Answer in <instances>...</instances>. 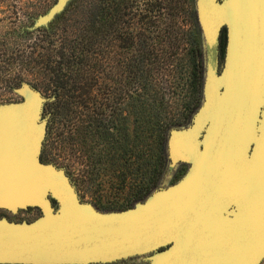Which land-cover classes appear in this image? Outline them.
<instances>
[{
	"label": "water",
	"instance_id": "water-1",
	"mask_svg": "<svg viewBox=\"0 0 264 264\" xmlns=\"http://www.w3.org/2000/svg\"><path fill=\"white\" fill-rule=\"evenodd\" d=\"M68 1L58 0L40 22L53 20ZM196 10L203 100L167 142L166 169L188 168L130 208L104 212L82 202L66 170L42 160L49 123L40 90L23 82L21 100L0 103V209L42 211L31 222L0 218V264L264 259V0H196ZM50 196L60 201L58 210Z\"/></svg>",
	"mask_w": 264,
	"mask_h": 264
},
{
	"label": "trees",
	"instance_id": "trees-1",
	"mask_svg": "<svg viewBox=\"0 0 264 264\" xmlns=\"http://www.w3.org/2000/svg\"><path fill=\"white\" fill-rule=\"evenodd\" d=\"M104 1H97L93 16L85 27L87 34L80 37L65 35L59 48L54 45L55 41L49 42L50 46L47 48L36 42L28 46L27 50L17 47L13 51L19 52L18 55L22 58L16 60L6 57L8 53L13 54L7 47L0 48V84L16 86L28 82L37 87L47 98L42 112L49 123L46 139L51 136L57 124L71 127L69 136L74 139L73 147L83 151L88 172L103 176L100 182H104L107 172H112V176L116 174L119 186L125 185L129 176L135 178L141 174L143 179L151 173L135 194L137 202L144 200L161 184L168 166L169 131L172 127L181 126L180 112H169V106L179 99L183 100L182 114L192 117L200 105L205 75L202 35L197 26L195 39L183 54V61L177 64L170 62V86L175 90H182L179 94L173 90L175 96H172L171 101L165 99L164 84L151 73L148 48L143 42L138 54L126 64L125 81L123 80V88L116 99L111 101L107 96L97 97L93 92L100 79V74L97 73V56L100 50L96 47L100 42L102 26L107 22L106 17L112 13L109 10L107 14ZM118 2L117 6L121 3ZM113 5L116 6V0L112 1L111 6ZM116 9L120 11L119 7ZM108 19L112 24L111 15ZM225 46L224 30L221 40L223 53ZM43 50H49L50 55L44 58ZM91 65L95 67L91 69ZM162 65L164 63L158 61L153 68L158 69ZM28 68L32 70L34 77L23 75V71ZM175 70L181 76L176 75ZM79 113L87 118L82 119ZM82 125L84 132H79ZM63 140L66 142V137ZM42 160L45 161L43 154ZM74 183L78 187L75 181ZM114 208L115 206L111 207Z\"/></svg>",
	"mask_w": 264,
	"mask_h": 264
},
{
	"label": "rangeland",
	"instance_id": "rangeland-1",
	"mask_svg": "<svg viewBox=\"0 0 264 264\" xmlns=\"http://www.w3.org/2000/svg\"><path fill=\"white\" fill-rule=\"evenodd\" d=\"M57 1L0 0V48L7 47L9 52H13V54L8 53L6 57H12L15 60L22 58L18 55L19 52L13 51L17 47L27 50L28 46L36 42L47 48L50 46L49 42L55 41L54 45L59 48L65 35L80 37L87 34L85 27L88 26V22L93 16L98 0H70L53 20L45 23L40 22L43 17L49 15ZM112 1H104L107 14L109 10L112 13L106 17L107 22L102 26L100 42L96 47L98 51L100 50L97 56V63H99L97 73L99 72L100 79L98 86L94 87L93 93L100 98L107 96L111 101L116 99L123 88L126 64L138 54L140 44L143 42L148 48L149 66L153 68L158 61L164 63L161 68H151V73L164 84L165 99L171 101L172 96H175V92L172 93L175 89L170 86V81H172L169 72L170 62H176L175 64L182 62L183 54L195 39V31L199 26L196 0H116V6H111ZM118 1L121 3L117 6ZM117 7L120 8V11H117ZM109 15L112 18V24L108 19ZM43 52H45L44 58L50 53L49 50H43ZM221 63L218 65V73L221 70ZM94 67L91 65V69ZM31 72L32 70L28 68L23 71V75L34 77ZM34 73L40 74L39 72ZM176 75L181 76L177 71ZM29 84L35 87L32 83ZM21 86L0 84V103L21 100L23 98L19 92ZM175 91L178 94L182 93L179 88ZM202 100L203 87L199 102L201 103ZM182 101L180 99L175 101L172 106H169L168 111L180 112L178 115L181 118V126H186L190 123L191 117L189 114H182L184 110L181 105ZM79 116L84 120L87 118L81 113ZM42 117L44 118V116ZM70 128L61 124L55 125L51 136L43 144L42 154L45 162H56L58 167L66 170L72 182L77 183L78 187L75 185L77 194L82 202H92L98 210L104 212L132 207L136 202L135 194L151 173H148L143 179L141 174L135 178L129 176L125 185L119 186L116 182V174L112 176V172H107L104 182H100L103 176H96L88 172L83 151L78 147H73L74 139L69 136L72 131ZM80 130L84 132L83 125L80 126L79 132ZM148 134H151L150 130ZM64 137L67 139L66 142L63 140ZM187 168L188 165L185 163L169 166L164 171L162 182L165 180L168 185L178 181ZM50 198L55 209L58 210L61 205L60 201L53 196ZM112 206L115 208L111 209ZM118 206L123 207L119 209ZM39 215V212L35 210L19 211L15 214L8 209H0V217L35 219ZM142 263L143 261H140L138 264ZM259 264H264V259Z\"/></svg>",
	"mask_w": 264,
	"mask_h": 264
},
{
	"label": "flooded vegetation",
	"instance_id": "flooded-vegetation-1",
	"mask_svg": "<svg viewBox=\"0 0 264 264\" xmlns=\"http://www.w3.org/2000/svg\"><path fill=\"white\" fill-rule=\"evenodd\" d=\"M32 210H35L36 212L38 211L40 215L42 214V211H41L40 207H29V208H26V209L20 208V209H18L15 212L10 211V210L9 211L11 213H15L16 214L19 211L29 212V211H32ZM39 216H37V217H39ZM0 218H2V217H0ZM5 218H7L8 221H10V222H15V223H22L23 221L31 222V221L36 219V218L35 219H27V218H17V217H15V218L5 217ZM140 261L144 262V258L143 257H139V256H133V257H129V258H125V259H121V260H118V261H114V262H111V263H105V264H138ZM16 264H19V263H16ZM20 264H22V263H20Z\"/></svg>",
	"mask_w": 264,
	"mask_h": 264
}]
</instances>
